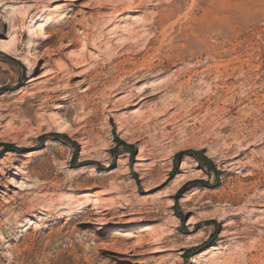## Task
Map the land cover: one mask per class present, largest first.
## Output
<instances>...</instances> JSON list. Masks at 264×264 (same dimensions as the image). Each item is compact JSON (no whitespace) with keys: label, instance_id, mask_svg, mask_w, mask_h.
Listing matches in <instances>:
<instances>
[{"label":"rangeland","instance_id":"rangeland-1","mask_svg":"<svg viewBox=\"0 0 264 264\" xmlns=\"http://www.w3.org/2000/svg\"><path fill=\"white\" fill-rule=\"evenodd\" d=\"M57 4L0 0V264H264V0Z\"/></svg>","mask_w":264,"mask_h":264},{"label":"bare ground","instance_id":"bare-ground-1","mask_svg":"<svg viewBox=\"0 0 264 264\" xmlns=\"http://www.w3.org/2000/svg\"><path fill=\"white\" fill-rule=\"evenodd\" d=\"M81 0H64V2H65V6H70V3H77V2H80ZM64 5H60V4H57L55 7H54V9H53V11H55V12H61V11H63L64 10V8H62ZM21 9H19V7H13L12 6V9H11V11H12V13L13 14H15L14 12H18V11H20ZM12 13H11V15H12ZM10 14V13H9ZM12 16H14V15H12ZM16 16V15H15ZM18 17V16H17ZM8 21H7V23L9 24V27H10V29H11V32H12V34H10V37H9V39L8 40H6V39H2V38H0V48L1 49H7V48H12V47H14V48H16V46H17V36H16V31H17V22H16V18H11V16H10V19H7ZM117 33H120L121 32V29H120V26L118 25L117 26ZM115 30V29H114ZM41 31V30H40ZM79 32V31H78ZM29 33H31V34H37L38 33V30L36 29V30H29ZM116 34V33H115ZM48 38H50V35L49 36H46V38L45 39H48ZM78 39V37L77 36H73V38H72V40H77ZM128 39V38H127ZM127 41L128 40H126V38H122L121 39V43H122V45L124 46H126L127 45ZM30 45H31V42H30ZM33 45V44H32ZM10 48V49H11ZM37 48V47H36ZM36 48H34V46L32 47V49H31V47H29L28 48V56L29 57H33L34 55H36L37 54V49ZM31 49V50H30ZM16 51V50H15ZM2 53H6L4 50L2 51ZM48 53V52H47ZM34 58V57H33ZM35 59H37L36 57H35ZM38 61H40V58H39V60ZM36 64H37V61L35 62ZM42 69H44V68H42ZM41 69V70H42ZM49 74V73H48ZM49 77H50V75H48ZM48 76H47V74H46V72L45 73H43L42 75H39V76H33V77H29V80H28V84H30V83H38V82H42V81H45L46 83H50V80L49 79H47L48 78ZM15 86H17V84H15V85H13L12 87H15ZM11 87V88H12ZM4 88V86H2L1 84H0V90L1 89H3ZM141 100H144V99H141ZM64 107L62 106V105H60V106H56V108H54L55 110H62ZM33 154H31V156H32ZM28 163V162H27ZM23 165H26V163L24 162L23 163ZM23 168V167H22ZM15 170H17V171H21V168L20 167H16L15 168ZM12 182V181H11ZM10 182V183H11ZM27 183V182H26ZM26 183H24V184H26ZM13 185V184H12ZM14 186V185H13ZM30 186V185H29ZM25 187H27V186H25ZM29 189H31L30 187H29ZM25 190H27V189H25ZM88 195H90V194H88ZM16 196H18L17 194H16ZM20 197V196H19ZM18 198V197H17ZM82 198V200H89L90 198H91V196H87V197H81ZM96 198L98 199V201L100 202V198H101V196H100V194H97L96 195ZM102 199V198H101ZM102 208V207H101ZM104 209V208H103ZM102 211V210H101ZM103 213V212H102ZM95 215V214H94ZM104 220V219H103ZM27 221V220H26ZM100 221V220H99ZM164 229V228H163ZM162 229V230H163ZM108 229H105V228H101L100 230H98L99 231V233H105L106 231H107ZM160 230V229H159ZM120 231H122V232H125V231H130V230H120ZM159 232V231H158ZM163 232V231H162ZM114 249V248H113ZM158 249V248H157ZM118 250V249H117ZM120 250V249H119ZM118 250V251H119ZM168 251H169V249H167ZM127 251V250H126ZM134 252V251H133ZM161 252H163V253H165L166 252V250H165V252H164V249L163 250H160V249H158V250H154V251H152L151 252V254H153V255H157L158 253H161Z\"/></svg>","mask_w":264,"mask_h":264}]
</instances>
